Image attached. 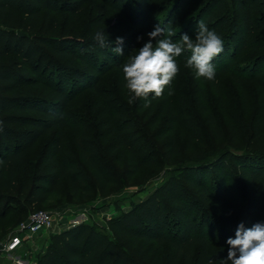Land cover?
Returning <instances> with one entry per match:
<instances>
[{
    "label": "trees",
    "instance_id": "obj_1",
    "mask_svg": "<svg viewBox=\"0 0 264 264\" xmlns=\"http://www.w3.org/2000/svg\"><path fill=\"white\" fill-rule=\"evenodd\" d=\"M150 1L138 0L139 10ZM227 1L200 0L203 21L223 39L236 35V48L242 50L253 43L255 32L264 31V0H233L235 13L224 11ZM85 2L0 0V163L6 173H20L18 194L34 207L65 190L91 194L95 184L106 194L119 179L113 160L121 162L125 153L131 163L126 171L130 178L144 166L161 163L153 141L131 116L124 115V109L100 103L92 112L74 111L81 108L80 96L96 86L94 74L100 69L79 49L80 41L56 35L57 18L51 12L76 14ZM218 11L222 15L214 20ZM95 52L112 59L105 49ZM221 57L213 63L215 76L232 63ZM35 87H43L40 95L31 92ZM211 124L222 138L221 127ZM241 128L243 136L264 148V114ZM54 129L55 135L32 166L31 154ZM64 129L71 130V138ZM236 130L230 134L236 136ZM164 147L169 159L182 152L174 139ZM117 151L118 158L111 160ZM262 160L247 161L228 152L209 163L182 165L148 198L108 219L111 236L80 224L53 234L35 264H139L128 250L140 240L169 249L165 261L157 264H209L210 260L221 264L228 249L213 255L210 249L216 239L232 238L240 223L250 228L264 222ZM4 199L2 195L0 205Z\"/></svg>",
    "mask_w": 264,
    "mask_h": 264
},
{
    "label": "rangeland",
    "instance_id": "obj_2",
    "mask_svg": "<svg viewBox=\"0 0 264 264\" xmlns=\"http://www.w3.org/2000/svg\"><path fill=\"white\" fill-rule=\"evenodd\" d=\"M117 1L86 0L79 13L51 12L57 18L56 35L74 37L80 41L79 49L100 69L94 74L97 80L94 89L87 90L80 96L81 108L73 109L79 114L84 110L92 112L100 103L124 109V115L131 116L136 126L153 141L156 156L161 163L158 166H144L136 176L130 178L126 171L131 163L129 155L125 153L121 162L113 160L119 179L109 186L106 194H102L95 184L91 194L75 195L65 190L47 204L36 207L27 205L24 197L18 194L20 173L10 175L3 171L0 163V200L2 195L7 198L0 205V250L31 213L41 210L59 212L54 231L37 235L17 253H0V264H35L46 251L53 234L80 224L102 229L111 236L107 220L148 198L160 188L169 173H177L182 165L209 163L215 156L228 152L243 156L247 161L260 162L264 157V148L258 149L256 142H251L250 136H243L241 128L245 124L250 127L257 117L264 114V31L255 32L251 38L253 43L242 50L236 48V35L222 38L223 51L212 63L221 56L232 63L230 68L215 76L214 80L197 79L194 72L185 67L190 55L185 51L177 58L179 72L171 84L158 98H153L150 94L148 100L151 104L146 108L143 98H137L132 104L128 103V93L123 86V64L149 40L147 33L157 25L174 33L171 36L173 42H178L183 34L194 39L197 22L204 20L203 4L200 0H151L145 8L139 10L138 0H123L121 5ZM224 11L236 12L233 0L226 2ZM221 15L220 11L216 12L214 20ZM98 31L104 32L111 41L122 37L124 54L118 56L112 51L115 44L102 48L111 55V60L95 52L101 48L94 39ZM152 42L155 47L156 41ZM117 62L119 65H116ZM105 69L109 70L102 73ZM42 91L43 87L31 89L32 93L39 95ZM212 121L223 130L222 138L219 132H213ZM231 129H238L236 136L230 134ZM64 132L71 138V130L64 129ZM55 133L56 129L52 135L41 138L38 148L30 156L32 166ZM170 139L180 145L182 152L169 159L164 145ZM118 153L120 152L113 154L111 160L118 158ZM223 247L228 249L226 240L218 238L211 244L210 251L216 255ZM168 250L165 245L156 242L144 244L140 240L128 250V254L139 264H157L165 261Z\"/></svg>",
    "mask_w": 264,
    "mask_h": 264
},
{
    "label": "clouds",
    "instance_id": "obj_3",
    "mask_svg": "<svg viewBox=\"0 0 264 264\" xmlns=\"http://www.w3.org/2000/svg\"><path fill=\"white\" fill-rule=\"evenodd\" d=\"M195 33L194 39L183 34L178 42L171 39L174 33L170 29L160 25L147 33L149 40L122 66L123 86L127 90L129 104L143 98L146 101L144 107L147 108L151 104L148 100L150 94L153 98L162 96L179 72L177 58L185 51L190 53L185 67L191 69L197 79H215L212 61L223 51V40L203 20L197 22ZM94 39L101 48L115 44L112 51L118 56L124 54L122 37L111 41L104 32L98 31ZM153 40L156 41L155 47ZM226 244L227 257L222 259L221 264H264V222H257L250 228L240 223L235 237H229ZM209 264H212L211 260Z\"/></svg>",
    "mask_w": 264,
    "mask_h": 264
},
{
    "label": "built area",
    "instance_id": "obj_4",
    "mask_svg": "<svg viewBox=\"0 0 264 264\" xmlns=\"http://www.w3.org/2000/svg\"><path fill=\"white\" fill-rule=\"evenodd\" d=\"M58 214L59 212L51 210H41L31 213L19 225L18 231L2 245L0 253H17L37 235L54 231Z\"/></svg>",
    "mask_w": 264,
    "mask_h": 264
}]
</instances>
